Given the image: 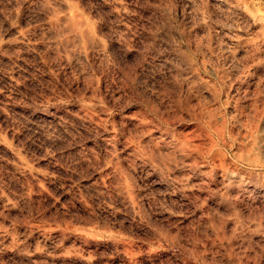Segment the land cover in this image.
I'll return each instance as SVG.
<instances>
[{
    "label": "rangeland",
    "instance_id": "obj_1",
    "mask_svg": "<svg viewBox=\"0 0 264 264\" xmlns=\"http://www.w3.org/2000/svg\"><path fill=\"white\" fill-rule=\"evenodd\" d=\"M263 146L264 0H0V264H264Z\"/></svg>",
    "mask_w": 264,
    "mask_h": 264
},
{
    "label": "bare ground",
    "instance_id": "obj_2",
    "mask_svg": "<svg viewBox=\"0 0 264 264\" xmlns=\"http://www.w3.org/2000/svg\"><path fill=\"white\" fill-rule=\"evenodd\" d=\"M180 140H181V138H180ZM183 140V139H182ZM186 142V141H185ZM261 145V144H260ZM264 147V146H263ZM252 166H254L255 168H261V167H264V160H262V161H259V160H256L255 162H254V164L252 165ZM231 170V169H230ZM223 172V171H222ZM229 174V173H228ZM226 176H228V175H226ZM229 178V177H228ZM232 179V178H231ZM263 188V187H262ZM264 190V189H263Z\"/></svg>",
    "mask_w": 264,
    "mask_h": 264
}]
</instances>
